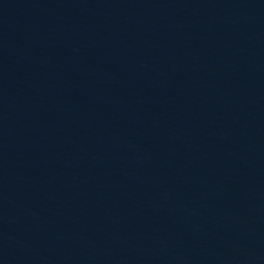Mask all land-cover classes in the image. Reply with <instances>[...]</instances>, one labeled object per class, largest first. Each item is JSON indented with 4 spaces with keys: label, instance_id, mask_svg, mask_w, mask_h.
<instances>
[{
    "label": "water",
    "instance_id": "95a60500",
    "mask_svg": "<svg viewBox=\"0 0 264 264\" xmlns=\"http://www.w3.org/2000/svg\"><path fill=\"white\" fill-rule=\"evenodd\" d=\"M0 264H264V0H0Z\"/></svg>",
    "mask_w": 264,
    "mask_h": 264
}]
</instances>
